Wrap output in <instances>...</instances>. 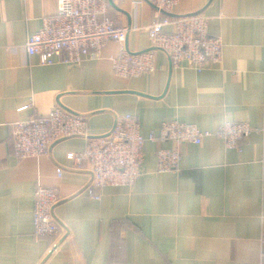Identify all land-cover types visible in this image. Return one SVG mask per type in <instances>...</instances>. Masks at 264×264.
<instances>
[{
  "label": "crops",
  "instance_id": "obj_1",
  "mask_svg": "<svg viewBox=\"0 0 264 264\" xmlns=\"http://www.w3.org/2000/svg\"><path fill=\"white\" fill-rule=\"evenodd\" d=\"M108 1L119 25L142 26L129 32L128 49L151 48L145 26L155 5ZM57 11L58 0H0V264H264V0H181L178 14L209 16L210 33L224 41L222 63L173 68L157 50L155 72L130 79L112 72L116 41L75 65L30 56L25 42ZM57 106L83 115L96 136L118 114L135 115L146 139L168 120L211 131L247 122L257 131L240 149L215 136L185 143L177 169L166 173L156 171V152L174 144L147 139L135 185L99 188L90 186L86 162L67 158L85 149L84 137L59 140L40 157L15 155L13 125ZM39 183L60 196L52 255V238L34 237Z\"/></svg>",
  "mask_w": 264,
  "mask_h": 264
},
{
  "label": "built area",
  "instance_id": "obj_2",
  "mask_svg": "<svg viewBox=\"0 0 264 264\" xmlns=\"http://www.w3.org/2000/svg\"><path fill=\"white\" fill-rule=\"evenodd\" d=\"M156 16L145 28L151 48L131 52L126 46L130 31L139 24L119 25L108 16V0H58L56 14L43 18L42 27L25 42L30 56H38L42 65L54 64L65 56L69 64H79L100 52L110 41L121 45L113 58L112 72L123 79L153 73L156 51H164L173 68L183 64L202 72L222 63L224 41L209 31V16L203 13L178 14L181 0H150ZM170 27L171 30H167ZM24 109V108H22ZM257 131L247 122L227 121L216 130H202L197 125L179 120L164 121L159 132L152 131L148 140L170 141L173 147L157 149V172L177 169L181 146L201 144L207 137L224 140L228 148L240 149L244 137ZM84 137L87 145L81 152H68L67 158L76 166L85 162L91 172L90 186H133L142 174L144 148L147 139L141 134L138 118L133 114H118L112 129L103 135H91L87 119L57 106L48 115L35 114L13 125L12 142L18 158L49 154L51 146L62 139ZM63 169H58L62 176ZM60 202L58 190L37 184L34 203V237L52 238L48 254L60 248L61 224L55 214ZM49 255V256H50Z\"/></svg>",
  "mask_w": 264,
  "mask_h": 264
}]
</instances>
